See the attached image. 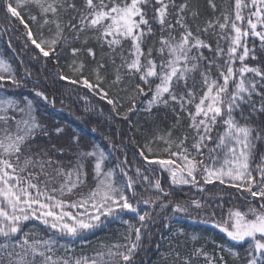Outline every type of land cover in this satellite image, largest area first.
I'll return each instance as SVG.
<instances>
[{
	"label": "trees",
	"instance_id": "1",
	"mask_svg": "<svg viewBox=\"0 0 264 264\" xmlns=\"http://www.w3.org/2000/svg\"><path fill=\"white\" fill-rule=\"evenodd\" d=\"M135 2L134 35L97 21ZM0 32L22 75L0 76V90L33 102L43 121L16 162L37 150L48 170L28 172L24 187L46 194L54 164L74 166L86 139L118 147L135 185L129 207L73 233L34 217L0 227V264H264L263 235L229 234L238 215H264L257 0H0ZM8 107L18 115L0 123L2 151H13L12 131L34 126L23 101ZM61 124L81 142L55 132ZM162 164L179 171L175 186Z\"/></svg>",
	"mask_w": 264,
	"mask_h": 264
},
{
	"label": "rangeland",
	"instance_id": "2",
	"mask_svg": "<svg viewBox=\"0 0 264 264\" xmlns=\"http://www.w3.org/2000/svg\"><path fill=\"white\" fill-rule=\"evenodd\" d=\"M136 2L127 8L117 7L111 13L104 12L97 18V21L109 19L112 32L134 35L136 29L134 17L138 11ZM257 3H260L264 9V0H257ZM260 9V7L256 9V18L249 24L250 27L254 28L258 23L261 26L263 25V14H261ZM0 62L1 77L16 82L22 80L18 67L12 63L6 52L1 32ZM0 99L7 102L6 105H3L0 123L3 121L11 122V113L18 115L15 112H11L13 109L8 107L10 101L15 104H20L23 101L34 121L32 130L27 132L24 137L17 130L12 131L11 136L16 144L12 148L13 151L0 150V227H14L20 222L34 217L55 229L73 233L92 225L102 216L116 208L130 206L129 192L130 189L131 192L133 191L134 181L132 182L131 178L127 175L126 178L121 173V162H117L118 160L115 157L121 150L113 144L108 146L103 140L86 139L83 142L84 149H75L73 153L74 166H70L73 160L67 163V169L62 168L60 163L54 164L52 175L49 179L50 184L53 186L52 189H47L46 194L39 192L37 196L32 195L28 188L24 187L23 179L28 172L39 171L40 173L48 170L47 158L44 157L42 160L38 151L32 150V153L28 154L27 161L19 162V164L16 161H19L18 156L24 151L29 137L33 135L34 131L42 128L43 121L40 117V111L28 99L24 98L22 101L13 99L2 90H0ZM207 107L210 109L211 104ZM64 127L69 129L68 131L74 145L81 142L79 132L68 127L67 124L56 125L55 132L61 134L66 130ZM38 162L39 165H37ZM161 168L170 172V186H175V178L179 176V171L171 164H162ZM70 175H74L79 179L76 182V186L74 181L71 186L69 185L70 187H67ZM104 182L107 183L106 187L102 186ZM78 191L81 193L76 195ZM240 192L245 193L249 198L257 199L260 195L251 188H240ZM36 197L39 198V202L35 200ZM237 217L235 232L230 233L228 231L230 235L240 234L253 237L260 234L264 236V215L256 221L244 220L240 215Z\"/></svg>",
	"mask_w": 264,
	"mask_h": 264
}]
</instances>
